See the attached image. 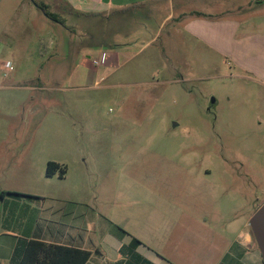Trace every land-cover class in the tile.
Listing matches in <instances>:
<instances>
[{"label": "rangeland", "instance_id": "obj_1", "mask_svg": "<svg viewBox=\"0 0 264 264\" xmlns=\"http://www.w3.org/2000/svg\"><path fill=\"white\" fill-rule=\"evenodd\" d=\"M258 2L252 12L262 10ZM92 9L0 0V185L51 191L58 179L46 176L47 161L65 159L68 182L90 181L101 200L123 194V209L126 198L150 190L170 198L185 182L202 183L222 204L217 186L226 185L249 220L264 204L254 84L177 20ZM228 13L238 19L243 10ZM104 53L106 64L95 65ZM23 151L33 152L34 167L23 165Z\"/></svg>", "mask_w": 264, "mask_h": 264}, {"label": "crops", "instance_id": "obj_2", "mask_svg": "<svg viewBox=\"0 0 264 264\" xmlns=\"http://www.w3.org/2000/svg\"><path fill=\"white\" fill-rule=\"evenodd\" d=\"M73 2L92 7L93 12L144 14L147 19L159 18L163 23L177 20L188 36L242 70L244 78L254 84L250 87L258 98L255 122L264 145V18L258 21L259 15H255L264 12V0ZM254 2L262 10L252 12ZM235 9L243 10L238 19L228 13ZM32 153L23 151V165L35 166ZM49 162L66 170L63 178L58 172L48 177L50 181L58 179L51 191H23L0 185V191L26 195L0 201V264H19L31 241L91 252L86 264H264L251 230V217L247 220L238 215L241 202L226 185L217 186V192L227 197L222 204L217 195L215 200L209 198L212 190L207 191L202 183L185 182L170 188V198L153 190L140 199L126 198L129 206L123 209V194L113 201L101 200L98 193L92 195L90 181L68 182L70 161ZM73 164L88 177L86 168L75 166L80 161L74 160ZM223 174L234 178L230 167H224ZM159 190L166 194L167 184ZM120 216H129L131 224ZM133 238L141 242L135 249L130 247Z\"/></svg>", "mask_w": 264, "mask_h": 264}, {"label": "trees", "instance_id": "obj_3", "mask_svg": "<svg viewBox=\"0 0 264 264\" xmlns=\"http://www.w3.org/2000/svg\"><path fill=\"white\" fill-rule=\"evenodd\" d=\"M35 5L43 11L47 17L55 22H61L57 15L48 13L47 6L44 3L35 2ZM60 177L66 174L65 168H61L55 162H49L46 168L47 177H52L56 173ZM24 194L13 191H0V201L5 197H20ZM123 233H127L119 228ZM141 242L137 238H133L130 245L131 248H136ZM91 257V252L82 251L76 248L47 244L39 241H31L19 264H86Z\"/></svg>", "mask_w": 264, "mask_h": 264}, {"label": "water", "instance_id": "obj_4", "mask_svg": "<svg viewBox=\"0 0 264 264\" xmlns=\"http://www.w3.org/2000/svg\"><path fill=\"white\" fill-rule=\"evenodd\" d=\"M250 226L264 261V204L251 217Z\"/></svg>", "mask_w": 264, "mask_h": 264}, {"label": "built area", "instance_id": "obj_5", "mask_svg": "<svg viewBox=\"0 0 264 264\" xmlns=\"http://www.w3.org/2000/svg\"><path fill=\"white\" fill-rule=\"evenodd\" d=\"M106 62H107V56H106V54L104 53V54L102 55V57H101L100 60H95V61H94V64L97 65V66H101V65L106 64Z\"/></svg>", "mask_w": 264, "mask_h": 264}]
</instances>
